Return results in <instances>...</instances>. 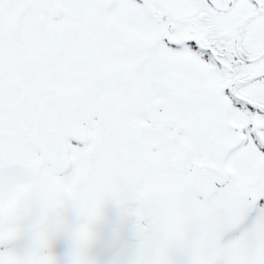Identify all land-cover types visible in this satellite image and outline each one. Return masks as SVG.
<instances>
[{"label": "snow or ice", "instance_id": "6c2138e0", "mask_svg": "<svg viewBox=\"0 0 264 264\" xmlns=\"http://www.w3.org/2000/svg\"><path fill=\"white\" fill-rule=\"evenodd\" d=\"M0 264H264V0H0Z\"/></svg>", "mask_w": 264, "mask_h": 264}]
</instances>
